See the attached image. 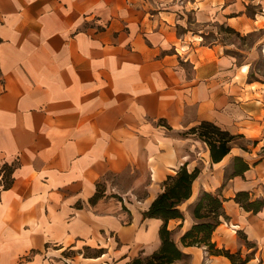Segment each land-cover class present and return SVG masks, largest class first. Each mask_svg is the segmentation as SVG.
<instances>
[{"label":"crops","instance_id":"crops-1","mask_svg":"<svg viewBox=\"0 0 264 264\" xmlns=\"http://www.w3.org/2000/svg\"><path fill=\"white\" fill-rule=\"evenodd\" d=\"M263 35L264 0H0V264L152 255L164 220L144 214L182 166L199 172L167 222L176 264H233L181 241L203 191L223 201L216 247L264 264V207L236 201L264 198ZM203 121L243 142L214 161Z\"/></svg>","mask_w":264,"mask_h":264},{"label":"trees","instance_id":"trees-1","mask_svg":"<svg viewBox=\"0 0 264 264\" xmlns=\"http://www.w3.org/2000/svg\"><path fill=\"white\" fill-rule=\"evenodd\" d=\"M210 147L214 161H220L230 151V142L240 137L233 135L227 130L221 129L215 123L203 121L198 127L192 129ZM236 171L249 168L241 158L235 159ZM196 169L189 172L186 166H182L175 175H169L164 181V190L154 199L148 211L147 217H159L164 220L160 230L161 247L150 256L136 257L130 264H176L177 260L185 257V253L172 238V231L167 228V222L172 218L183 217L180 205L192 194V183L198 175ZM97 193L93 199H98ZM236 201L245 209L259 211L264 207V198L251 200L246 191L237 193ZM193 214L197 222L184 233L181 241L184 245H207L215 254H224L229 257L233 264H247L249 255L243 257L240 252L231 253L224 248L216 247L212 241V234L220 224V216L224 214L222 199L213 193L203 191L198 201L193 206ZM242 238H245L239 232Z\"/></svg>","mask_w":264,"mask_h":264},{"label":"rangeland","instance_id":"rangeland-1","mask_svg":"<svg viewBox=\"0 0 264 264\" xmlns=\"http://www.w3.org/2000/svg\"><path fill=\"white\" fill-rule=\"evenodd\" d=\"M260 34L261 33L258 32L254 36L249 37V39L247 40V45H245V48H247V50L250 49L251 46L255 45L256 40H260V39H257V38H261V37H259ZM233 38H235V37L232 36V35L226 34L224 36V40L222 39L223 40L222 42L229 41L230 39H233ZM232 41L236 42L234 39ZM243 46H244V43H243ZM259 57L260 56H259L258 52L257 51H253L251 53V56L249 57L248 60L252 62L251 68L254 69L255 71L257 69L261 68V70H257V72H259V74H262L261 76H264V65L261 64L262 63L261 60H260L261 58H259ZM237 142L242 143L243 140H241L240 138H237ZM0 177H2V172H0ZM2 184L4 186H7L9 184V171L8 170H6L3 173V182H2Z\"/></svg>","mask_w":264,"mask_h":264}]
</instances>
